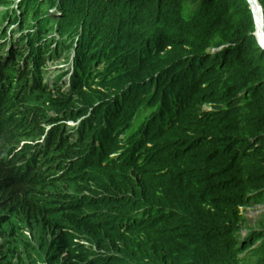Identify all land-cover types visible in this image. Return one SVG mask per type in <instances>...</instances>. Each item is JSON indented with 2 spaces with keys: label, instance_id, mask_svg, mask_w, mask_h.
Masks as SVG:
<instances>
[{
  "label": "trees",
  "instance_id": "1",
  "mask_svg": "<svg viewBox=\"0 0 264 264\" xmlns=\"http://www.w3.org/2000/svg\"><path fill=\"white\" fill-rule=\"evenodd\" d=\"M43 1L22 0L20 5L24 10L37 11ZM64 1L72 16L83 19L86 15L93 20L86 30L95 33H101L100 15L90 18L88 9L92 8L104 14L118 5L130 15L134 26L135 22H151V32L143 39L141 52L148 61L157 57L160 61L143 63L142 70L145 65L156 70L148 86L146 77L139 72L138 54L133 55L130 62L134 85L141 91L152 88L146 104L160 101L161 118L177 112L173 122L166 121L169 128L165 132L178 125L179 131L190 133L187 141L180 135L153 140L158 152L132 164L134 176L129 177L130 185L103 186L102 197L91 193L82 200L76 198L75 205L64 210L63 218L89 235L98 249L90 253L88 264H240L242 257L254 250H261L264 260V229L251 232L243 242L238 240L242 209L251 205L254 198L253 203L264 200V49L252 34L254 22L247 1ZM129 25L123 20L105 33L114 40L125 36L118 46L124 40H140L131 30L133 25ZM158 36L161 42L155 43ZM213 45L222 47L212 49ZM25 78L26 75L18 77L16 84H22ZM227 81L232 82L228 88ZM179 85L187 88V95L176 100L171 92ZM5 93L0 94V113L13 104L3 97ZM48 99L52 101L53 95ZM53 104L60 107L61 101ZM203 104L212 109L202 110ZM160 125L167 128L162 122ZM18 126L10 116L0 115V191L8 199H15L10 210L27 211L28 216L36 217L41 214L38 194L66 178L31 170L33 155L22 169L6 159L1 144L14 138ZM154 130L155 127L148 136ZM56 138L50 141L53 148ZM100 141L103 149V140ZM39 146L42 144L34 145L32 154ZM60 151L70 148L65 143ZM70 169L75 175L68 178L70 182L93 180L80 173L77 165ZM137 178L144 197L150 201L140 216L135 210L143 206V199L133 196L139 192ZM157 180H165L172 190L166 199L150 190ZM54 225L60 231L59 246L68 249L70 237L64 226L59 221ZM67 258L70 264H86L88 260L76 263L69 251Z\"/></svg>",
  "mask_w": 264,
  "mask_h": 264
},
{
  "label": "rangeland",
  "instance_id": "2",
  "mask_svg": "<svg viewBox=\"0 0 264 264\" xmlns=\"http://www.w3.org/2000/svg\"><path fill=\"white\" fill-rule=\"evenodd\" d=\"M5 1L7 2V0ZM255 2L261 7L263 15L262 42L259 41V34H256L254 18L252 34L257 44L261 43L264 46V0H255ZM76 9L84 11L83 7H76ZM88 11L90 18L100 15L99 31L101 33L98 36L99 38L102 37V40L106 39V37L103 38L104 33L108 32L109 28H117L120 21L124 20L128 21L129 24L132 23L131 19L128 18V14L122 9H118V7L107 9L104 14L97 8L88 9ZM66 14H69L67 9ZM145 17H148V13L145 14ZM164 18L165 16L162 15L161 20L164 21ZM151 26V22H135V28L137 27L140 30L134 32L138 34L140 40L122 42L117 47L118 51H112L109 55L111 59L108 61L113 64L108 69H98L95 75L91 73L87 76L83 72L79 84H76L71 89L62 88L59 90L39 91L37 86L33 85L30 87L29 84L27 85L26 79L30 77V73L26 75L23 83L19 85L16 84V74L13 77V83L10 84V88L6 91L9 94H3V97H7L13 104L3 109L0 115L10 116L19 126L18 133L15 134L14 138H8L5 143L1 144L3 155H6V159L13 160L14 165H17L18 169H22L21 166H24L22 164L33 155L31 170H36L39 173L46 172L47 175L53 172V177L62 176L61 178L66 179L57 180L51 188L38 194L40 201L38 200L37 204L39 205L38 208L41 209V214H37L36 217L28 216L27 211L10 210V206L16 204L15 199H8L7 194L0 191V264H70L67 258V251L75 258L76 263H85L91 256L90 253L98 249L89 235L82 230L74 228L73 225H70L63 218L64 210H68L67 208H70V205L76 203V198L82 200L86 196H91V193L102 197L104 195L103 186L115 188L121 184L130 185L129 177L133 178L134 176L132 164L144 161L145 158L149 157V154L156 151L155 143H148L146 148L142 149L141 145L149 139H171L180 135L185 137L186 141L188 140L187 136H190V133L185 132L184 129L179 131L180 127L178 125H176L177 129L169 132L161 130L160 123L163 121L161 116L155 118L151 123V128L145 133V139L139 144L127 138L124 140V134L118 132L119 130L115 126L118 120H122L131 112L132 103L127 100L123 102L122 96L120 104L114 109L113 100L109 101L111 95L115 94L112 98L115 97L122 88L127 86L129 87L130 97L134 101L143 102L148 99V89L141 91L142 88L134 85L130 61L134 59L133 55L137 53L140 59L138 67L140 68V75L150 79L156 73L154 68L149 67L150 65H145L142 70L143 65L148 61L141 52L143 50V39L150 34ZM4 30L5 28L0 26V31ZM125 30L122 33H125ZM160 42L161 39L158 36L155 43ZM218 46L213 45L212 49L222 47ZM100 47V43H97L91 52L98 50ZM159 61L160 59L157 57V59L149 60L148 62L156 64ZM60 62H64L61 63V65H64L66 60L62 59ZM54 63L57 62L55 61ZM133 64L135 65L136 62ZM50 65H53V63ZM29 67L30 63L28 62L27 69ZM127 67H130V69L125 72ZM109 68H112V70L108 72ZM5 71L10 73L8 69ZM24 74L23 76H25ZM225 74L227 75L226 70ZM110 75L113 77H110ZM225 84L228 88L232 82L227 81ZM49 85H65V81L60 78ZM182 92L181 90H174L173 94L182 96ZM50 94L53 95L52 101L48 99ZM55 100L61 101L60 107L53 104ZM94 105H97V107ZM203 108L206 109L208 106ZM7 110L12 111L7 113ZM87 115L89 117L85 118ZM176 115L177 112L173 115L169 114L167 118L171 119L172 116ZM81 119L83 120L82 122L80 121L76 137L68 127ZM34 122H36V126H33ZM103 122L106 125L105 129L100 128ZM154 127L156 130L152 132L151 136H148V133ZM22 128L23 130H21ZM92 134L94 136L93 140L90 139L93 137ZM55 137H57L56 144L53 148L50 141H53ZM97 139L99 141L104 140L103 149L98 146L93 150V145L87 146L91 140L95 141ZM43 140H46L47 145L39 146L35 153L32 154L34 145H38ZM65 143L70 148V151H60ZM21 146L22 148L24 147V151H22ZM39 148L41 149L40 151ZM82 160L86 161L83 162ZM73 165H77L80 173L86 174L93 180L89 182H70L68 178L75 176L70 169ZM0 174H2L1 168ZM136 183L139 192L133 196L136 198L141 197L143 205L148 206L150 201L144 197L138 178ZM88 188L95 190L97 194L89 191ZM150 190L160 199H166L172 191L167 187L165 180L153 181ZM123 196L121 194L120 197ZM254 199L251 200V205L242 209L244 218L241 223V234L243 235L249 232L250 228H264V200L253 203ZM46 209H50V211L47 212ZM108 211L112 214L118 213V211ZM58 221L64 226L68 238L70 237L68 249L59 246L57 235L60 231L54 225ZM124 230H127V228ZM241 234L239 233L238 240ZM86 264L88 263L86 262ZM240 264H264L261 250H254L250 255L243 256Z\"/></svg>",
  "mask_w": 264,
  "mask_h": 264
},
{
  "label": "clouds",
  "instance_id": "3",
  "mask_svg": "<svg viewBox=\"0 0 264 264\" xmlns=\"http://www.w3.org/2000/svg\"><path fill=\"white\" fill-rule=\"evenodd\" d=\"M21 1L22 0H7L6 2L0 0V26L5 28L4 31H0V94L8 91L16 73V81L17 78H20L25 72L24 75L30 73V77L27 78V83L30 87L33 85L37 86L39 91L50 89L59 90L62 88L71 89L76 84H79L83 72H85L86 76L91 73L95 75L98 69L106 70L113 64L111 61L109 62L107 60V57L112 51H118V43L125 36L118 37L114 40L104 33L103 38L106 37V39L102 40V37L99 38L98 36L99 33L86 30V27H89L88 23L91 22L92 24L93 20L88 19L86 15H83V19L72 16L69 6L64 0H44L39 5L37 11H32L28 8L24 10L23 6L20 5ZM113 7H118V9L123 10L122 6L113 5L112 8ZM66 9L68 10V15L66 14ZM128 18L131 19L129 14ZM132 25L133 24L130 23L129 27ZM131 30L136 31L134 25L131 27ZM124 41H121V43ZM97 43H100L101 47L91 52L94 45ZM62 59L66 60L64 65H61V63H64L60 62ZM54 61L57 63H54ZM28 62L30 63V67L27 69ZM52 63L53 65H50ZM99 66H101V68H99ZM7 69L10 73L5 71ZM111 70L112 68H109L108 72ZM110 77L113 76L110 75ZM60 78H63L65 82H69L70 84L47 86ZM146 80L148 81V86H150L149 82L151 78ZM174 90L183 91L182 96L173 94ZM151 92L152 88L150 87V89H148V98ZM186 92L187 88L179 85L175 86L171 95L178 100L179 98H185L187 95ZM114 95L115 94L111 95L109 99V101L113 100L114 109L120 104L122 96L123 102L127 100L132 103L130 107L131 112L122 120H118V123L115 125L119 130L118 132L124 134V140L127 138L139 144L145 139V133L151 128V123L155 120L154 117L156 115L161 116L160 101L151 105L146 104L148 99L143 102L139 100L134 101V99L130 97L129 87L127 86L122 88L120 93L112 98ZM204 106H208V108L205 109L203 108ZM211 109L212 107L209 104H203L202 106V110L204 111ZM167 116L163 118L162 121L165 125H167V120L172 121L174 117L172 116L171 119H169ZM87 117L89 116L87 115L85 118ZM82 120L83 119L78 120L68 127L73 131V135L76 137L78 135L80 121L82 122ZM105 126L103 122L100 128L105 129ZM166 127L167 128L161 126L160 129L166 131L169 125ZM45 141L46 140L42 141V145H44ZM152 141L153 140L149 139L144 142L141 145L142 149H145L147 144L152 143ZM100 144V141L97 139L87 146L93 145L92 147L94 150L95 147H98ZM154 147L156 151L149 154V157L158 152L156 143ZM40 150L39 148V151ZM247 207L248 206L245 208ZM144 209L145 205L137 208L135 212L140 216L144 213ZM261 229L264 228H250V231L243 235L241 234L240 227L239 232L241 236L239 241L243 242L251 232ZM245 253L246 250L240 253L239 257ZM88 261H91V259H88Z\"/></svg>",
  "mask_w": 264,
  "mask_h": 264
},
{
  "label": "bare ground",
  "instance_id": "4",
  "mask_svg": "<svg viewBox=\"0 0 264 264\" xmlns=\"http://www.w3.org/2000/svg\"><path fill=\"white\" fill-rule=\"evenodd\" d=\"M249 1H250V5H251V7L253 9V12H254V20H255V26H256V34L257 35L259 34V41L262 42V38L263 37L261 35V28H262V24H263V15L261 13L262 12L261 11V7L255 2V0H249ZM256 34H255V36H256ZM256 39H257V37H256ZM68 84H70V83L69 82H65V85H68ZM47 86H50V85L48 84ZM95 107H97V105ZM93 138H94V136L92 138H90V139L93 140ZM92 140H91L90 144L93 142ZM39 144H42V142H40ZM103 145H104V140H103Z\"/></svg>",
  "mask_w": 264,
  "mask_h": 264
},
{
  "label": "water",
  "instance_id": "5",
  "mask_svg": "<svg viewBox=\"0 0 264 264\" xmlns=\"http://www.w3.org/2000/svg\"><path fill=\"white\" fill-rule=\"evenodd\" d=\"M247 2H248V4H249V7H250V9H251V12H252V15H253V18H254V12H253V9H252V7H251V5H250V1L247 0ZM254 21H255V20H254ZM258 43H259V42H258ZM259 45L261 46L262 49H264V46H263L261 43H259Z\"/></svg>",
  "mask_w": 264,
  "mask_h": 264
}]
</instances>
